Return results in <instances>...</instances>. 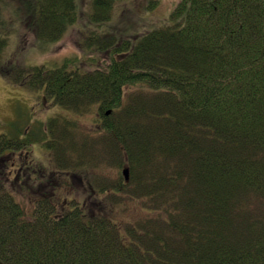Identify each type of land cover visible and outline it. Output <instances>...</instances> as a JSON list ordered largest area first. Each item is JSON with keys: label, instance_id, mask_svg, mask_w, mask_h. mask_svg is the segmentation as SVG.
<instances>
[{"label": "trees", "instance_id": "16d2710c", "mask_svg": "<svg viewBox=\"0 0 264 264\" xmlns=\"http://www.w3.org/2000/svg\"><path fill=\"white\" fill-rule=\"evenodd\" d=\"M130 2L89 0L102 31L84 51L106 58L91 70L1 69L64 112L0 134V168L25 152L37 170L0 169V264H264V0H180L123 26ZM80 19L79 0H0V63L19 34L46 51ZM117 152L129 180L94 175ZM128 199L149 215L121 221Z\"/></svg>", "mask_w": 264, "mask_h": 264}, {"label": "rangeland", "instance_id": "374dc122", "mask_svg": "<svg viewBox=\"0 0 264 264\" xmlns=\"http://www.w3.org/2000/svg\"><path fill=\"white\" fill-rule=\"evenodd\" d=\"M179 1L180 0H157L156 6L153 7L150 12H146L145 15H143L145 4L149 1L132 0V4L131 2L125 4L126 6L122 10L123 14H119L117 22L120 21L123 26L133 25L141 17L144 18L143 21L159 22V20L163 19ZM79 7L80 18L82 17V19H80L76 25L69 28L64 37L59 42L51 45L48 50H40L35 38L32 35H28L29 33L19 34L9 44L4 54L3 61L0 63V134L5 132L9 133L14 125L23 130H26V127L35 129L40 121L46 123L49 117L64 112L62 110L60 111L59 106L55 105L52 100L46 98L44 92H35L25 86L9 82L1 74V69H3V67L6 69L8 67L23 66L53 67L62 64L68 59L77 58L79 63L85 66V69L91 70L105 62L106 58L104 56H96L94 55L96 54L94 51H92L94 54H91V52L87 50L84 51L86 39L89 34L92 32H101L102 30L100 31L96 26L89 25L85 18L89 11V0H79ZM142 25L147 26L148 24L142 22ZM93 59L94 61H92ZM94 118H97L96 114H89L85 118H82V127L86 129V133L89 134L88 138L90 137L91 140L96 143L99 150H102L104 149L102 145L103 138H100L101 135L94 125ZM32 153L33 158H35L34 155H38L43 163H48L45 153L38 150ZM27 156L25 152L19 153L16 157L14 156L12 161H15V164L11 162V166L1 167L2 173L6 176L12 174V178L16 177L17 179V177H20L22 179L21 176L25 177L26 174H29V172H26L27 170L32 173L37 171L34 170V167L32 169L28 167L31 163L28 165L29 160L26 158ZM119 157L120 154L118 152L115 155L112 154L111 160L106 159L103 161L102 167L98 169L94 175H101L108 180L116 182L125 179L123 170L127 164H116V161H119ZM78 181H75L74 184L77 187H81V182ZM35 182L37 181L35 180L34 183ZM32 184H30V186ZM22 202L26 209L31 206L29 201L25 198L22 199ZM142 209L143 204H141V201L128 199L122 203L117 217L124 222L145 218L149 213L144 212Z\"/></svg>", "mask_w": 264, "mask_h": 264}, {"label": "water", "instance_id": "95a60500", "mask_svg": "<svg viewBox=\"0 0 264 264\" xmlns=\"http://www.w3.org/2000/svg\"><path fill=\"white\" fill-rule=\"evenodd\" d=\"M125 177H126V180L128 181L129 180V168H125L124 171H123Z\"/></svg>", "mask_w": 264, "mask_h": 264}]
</instances>
